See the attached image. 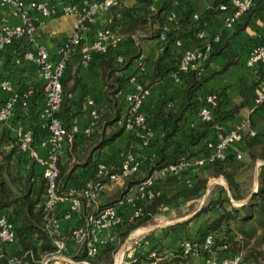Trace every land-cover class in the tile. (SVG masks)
I'll return each instance as SVG.
<instances>
[{
  "label": "trees",
  "instance_id": "1",
  "mask_svg": "<svg viewBox=\"0 0 264 264\" xmlns=\"http://www.w3.org/2000/svg\"><path fill=\"white\" fill-rule=\"evenodd\" d=\"M48 1L54 3L58 0ZM61 1L74 5L79 4L81 8L87 2L100 0ZM172 2L173 0H164L159 9L154 7L155 0H135L131 6L122 5V2H120L110 8L112 18L105 29L108 30L111 36H121L126 43L133 44V48L127 55L128 58H136L140 52L139 45L135 44L136 40L144 36L150 38L160 37L167 22V15L172 9ZM219 4L218 1H214L209 9L192 21L189 19L190 12L188 11L181 14L177 20L169 23L168 29L165 31V39L161 41V53L155 60L151 83L161 81L168 73L175 72L179 80L184 81L182 99L174 109L166 106V103L164 105L160 103L154 113H143V133L149 136L146 145L151 149V153L140 158L143 162H141L138 172L125 180L123 189L114 201L99 204L102 207L116 205L122 196L141 180L151 176L155 171L162 170L166 165L176 163L182 159L189 161L188 168L181 172L179 176L171 175L162 179L169 182L177 181L183 183V186L173 194L159 190V194L155 198L142 204V214L140 216L132 221L123 222L114 229V239L105 244L97 254L92 257L79 254L75 257L77 260H87L89 264H113V256L118 250L119 243L132 230L148 222L162 207L176 206L180 200L198 199L204 194L208 180L196 176L192 163L197 158H207L213 152L217 142H207L197 150H195V147L211 131L222 130L225 134L228 133L230 130L227 129L224 122L234 117L244 104L241 103L228 110H222V90H207L201 95H198V92L216 74H224L231 65L237 63L240 59V53H237V50L231 47V37L226 38L219 35L217 40H214L216 36L213 37L208 42L211 51L206 62L210 58L218 56L223 59L224 65L221 69L213 70L208 75H200L201 68L190 70L187 73H180L178 70L179 56L172 59L170 57L174 51L171 48L173 43L181 38L191 37L198 42L201 40L199 33L204 29L206 22L213 15L223 11L218 8ZM224 4L230 9V0H225ZM263 9L264 0H253L250 8L243 13V16L245 15L244 23L239 25L235 32L242 29L255 13ZM92 20L93 17L84 20V25L88 29L92 26ZM181 28L182 30H180ZM140 34L143 35L140 36ZM260 45H264V38L253 39L243 50H249L251 47ZM81 46L80 44L76 51L80 50ZM112 47V45H109L105 52L92 51L85 66L87 68H97L106 86V112H97V125L90 134H81L77 137V134L75 136L73 133L65 136L66 139L69 138L71 141H68L66 146L67 161L64 164L58 161L57 164L58 182L62 178L64 183L77 181L80 176L76 173L77 168H82L84 172L93 170L95 173L98 162L93 161V154L113 143L117 137L126 131L124 123L128 114V107L122 115L121 104L116 99V94L123 89L126 79L118 74L120 69L117 67L118 63ZM30 50H34L33 43L25 36L12 37L11 41L0 49V82L7 79L12 83H16L15 74L24 70L19 65L22 63L34 65V63L24 58V54ZM123 55L126 59V53H123ZM80 66L81 62L77 66H73L68 61L64 75L60 80L62 105L55 115L66 129L70 126L74 115L80 112V110H77L75 113L70 114L68 105V100L80 80ZM255 67L258 68V79L251 83L247 91H243L247 92L244 96L248 95L249 90L257 87L261 79L264 78V62H259ZM144 88H148V86L146 85ZM13 92H16L18 96L15 111L19 112L24 118L27 117L25 121L28 122L27 127L32 133V145H37L49 134L48 128L43 126V119L40 118L42 109L36 110L33 102L35 96L40 94L42 96V85L31 88L20 85L17 89H13ZM11 94L12 92L7 93L0 88V106ZM209 94L216 95L217 103L211 107V118L203 120L199 112L201 108L208 105L206 96ZM25 99L28 103L26 107H23L22 102ZM188 123H191L193 127L185 130ZM155 127H158L156 131L150 133L149 129H155ZM251 130L255 132L254 135H250ZM137 131L135 130V133L130 137V141L136 139L137 142L142 143L143 139L136 134ZM257 135L258 132L254 124L249 120L248 129L244 135L249 161L244 171H252L256 160L264 161V144H260L256 140ZM178 136L187 138V142L181 148L174 146L175 139ZM228 150L224 160L207 162L202 166H210L213 177L223 176L229 186L230 194L223 186H217V191L212 192V194H216V197L207 199L205 204L192 217L194 219L206 216L204 225L199 231L198 240H203L207 234L211 233L214 236L213 247L221 256L229 257L238 254L244 261L264 264V165L260 166L256 190L244 191L237 179L239 165L235 163ZM25 156L19 152L18 136L8 134L3 129L0 132V215L5 214L8 220L13 223L15 241L12 244H6L0 240V264H37L45 256L54 252V245L46 228L48 215L44 210V195L48 182L42 172H35L34 158L30 156L29 160H32L29 168L21 170L20 164L23 160H26ZM105 158L102 162L108 165L110 171L119 169L120 162L118 163L115 158ZM109 158L115 161L114 166L116 168L107 162ZM118 159L120 161V158ZM94 173L92 175L90 173L86 179L94 178ZM186 180H189L190 184H187ZM78 183V185H83L82 182L78 181ZM230 199L247 200L236 207L231 205ZM66 209L58 211L56 217H59ZM182 224H186V222ZM186 239L192 240V238ZM10 247H15L13 253H10ZM190 254L192 253L175 252L171 258L175 262L185 261ZM157 255L161 257L159 252H157ZM147 260L150 259L147 258Z\"/></svg>",
  "mask_w": 264,
  "mask_h": 264
},
{
  "label": "crops",
  "instance_id": "2",
  "mask_svg": "<svg viewBox=\"0 0 264 264\" xmlns=\"http://www.w3.org/2000/svg\"><path fill=\"white\" fill-rule=\"evenodd\" d=\"M214 1H218L220 4L225 0H180L178 6L174 8L177 20L181 14L190 12L189 19L192 21L198 15L202 14L205 10L209 9ZM135 0H123L122 5L131 6ZM164 3V0H155V8L159 9ZM232 17V11H220L213 15L207 22L204 29L201 31V40L198 42L191 37H183L179 40V44L173 43V54L170 57L178 58L184 49H195L203 47L209 40L215 36L222 35L226 38L231 37V47L240 53V59L234 65H231L224 74H216L212 77L205 86L198 92V95L203 94L207 90L221 91V108L222 110H228L235 105L243 103V107L239 112L224 123L227 129L241 128L243 131L242 138L230 142L228 145V152L234 158V161L239 165L238 175L243 171L249 161V155L246 147L245 133L248 129L249 120L254 124L256 131L258 132L256 140L260 144H264V103L262 105H255L254 96L256 94L257 87L249 90L248 95L244 96L243 91H247L251 83L258 79V68L249 67L246 64V60L249 56V50H243L246 45H249L253 39L264 38V9L255 13L244 25L242 29L235 32L236 28L244 23L245 15L236 19L230 20ZM111 12L98 10L93 17L92 26L86 32L83 33L82 45L88 46L97 31L104 29L111 20ZM19 21L18 13L12 8L0 7V25L13 24ZM75 17L69 14H62L55 18H41L38 16L36 37L40 46L44 47L50 58L54 60L57 57V50L59 45L67 38L73 31V24ZM182 30V28L180 29ZM143 34H140L142 36ZM135 44L139 45L140 52L138 57L128 58L127 53L133 48V44L126 43L125 39L121 36L115 37L112 47L114 56L123 55L126 53V59L123 63H118L117 67L120 69L118 74L126 79L124 87L116 94V99L121 104V114L123 115L127 109L126 96L133 92L135 89V81L142 84L143 87L148 86V92L144 98L142 111L145 114H152L156 110L160 103L171 109L176 108L182 99V90L184 88V81L177 80L175 72L168 73L161 81L151 83L153 77V70L155 60L161 53L162 42L159 38H150L144 36L141 39H137ZM124 56V55H123ZM169 59V60H170ZM80 51H76L70 56L69 64L77 66L80 62ZM168 60V61H169ZM120 64V65H119ZM224 61L218 56L210 58L205 61L201 68L200 75H208L213 70H219L223 67ZM21 68H24L20 73L15 74L16 83H12V90L17 89L20 85L27 87L39 86L44 83L39 68L35 65H29L22 63ZM80 80L76 86L75 91L71 94L68 100L70 114L75 113L77 110L80 112L74 115L68 130H71L73 126L78 128V133H74L79 137L84 129H86L91 121V111L97 110L99 113L106 112V86L97 70V68H87L80 66L79 68ZM134 78V81L129 79ZM8 93V92H7ZM35 109H45L46 104L43 97L37 95L33 99ZM27 118V117H25ZM20 115L19 112L14 111L13 115L3 124H0V132L4 129L8 134H15L17 127L27 126V121ZM193 127L191 123L186 124L185 130H189ZM155 129H149L150 132H155ZM73 134V133H72ZM132 132L124 131L119 137H117L113 143L103 147L93 154V161H102L105 157H112L121 163L123 155L129 150L143 162L140 158L145 157L151 153V149L142 143L133 139L130 141ZM225 133L222 130L211 131L204 137L200 143L195 147V150L199 149L207 142H219ZM71 139H64L57 149L58 161L64 164L67 161V142ZM175 145L183 147L187 142V138L184 136H178L175 139ZM128 148V149H127ZM51 146L46 143L44 145H38L36 147L37 157L34 158V170L36 173L42 172L43 165L41 161L47 156L51 150ZM107 159L110 165L114 166L115 161L113 159ZM120 158V161L119 159ZM25 161L20 164L21 170L29 168L31 160L28 156H25ZM194 160V159H193ZM264 165V161L256 160L252 169V187L251 191L257 188V176L260 171V166ZM196 176L204 177L208 181V185L204 194L198 198H192L188 200H180L176 206H166L157 212L161 216L162 225L159 229L155 230L148 238H146L145 246L140 250L129 264H148L147 255L151 250H156L161 255V260L157 264H205L204 256L200 253H192L185 261L175 262L171 256L175 252H180V244L183 240L192 238V240L199 239V231L203 227L206 220V216H200L192 219L198 210L205 204L206 200L210 196L212 187L209 185V181L212 180L211 167H201L194 170ZM245 172V171H244ZM76 173L80 176L77 181H69L64 183L63 178L59 179V186L62 192L66 193L68 189L73 190L76 193L80 192L81 185H78V181L83 184L86 177L94 173L93 170L83 171L82 168H77ZM203 174V175H202ZM237 175V176H238ZM221 182L215 181L214 183L220 184L225 188L228 194H230L227 181L223 176ZM211 182V181H210ZM65 186H64V184ZM124 182H106L105 189L99 197V203L105 204L114 201L119 192L123 189ZM157 188L161 191L173 194L176 190L183 186V183L169 182L162 178L156 180ZM232 206H240L241 201L231 199ZM196 203L193 208H190V204ZM69 207V202L63 200L58 204V211L64 210ZM122 213H129L130 207H121ZM178 212V213H177ZM156 213V214H157ZM154 216V215H153ZM192 219V220H191ZM191 220V221H189ZM80 220H64L58 219L59 226L62 230H66L73 225H77ZM186 222V224H182ZM71 244V242H70ZM71 248L73 245H70ZM10 253L15 251V247L9 248Z\"/></svg>",
  "mask_w": 264,
  "mask_h": 264
},
{
  "label": "built area",
  "instance_id": "3",
  "mask_svg": "<svg viewBox=\"0 0 264 264\" xmlns=\"http://www.w3.org/2000/svg\"><path fill=\"white\" fill-rule=\"evenodd\" d=\"M122 1H91L80 8L79 4L74 5L61 0L54 3H50L48 0H0L1 8L16 10L19 18L17 23L0 25V49L8 44L14 36L29 38L33 43L34 50L27 51L24 54V58L39 68L40 75L44 81L42 84V96L46 108L41 110L40 118L44 121L43 126H46L49 130L48 136L37 145H32V133L27 126L17 127L15 133L18 136L19 152L22 155L36 158V147L46 143L52 148L41 163L43 165L42 174L48 182L44 195V210L48 215L46 228L54 245V252L45 256L37 264H48L50 262L51 264H89L87 260H77L75 258L76 255L85 254L88 257H92L97 254L105 244L114 239L113 231L116 227L123 222L132 221L140 216L142 214V204L151 201L159 194L156 184L157 178H165L171 175L179 176L190 165L189 161L183 159L166 165L162 170L155 171L151 176L131 187L116 205L102 207L98 200L105 189L106 182H124L138 172L141 162L130 150L123 155L120 167L116 171H110L106 163L98 161L94 173L95 177L86 179L79 193L71 189L64 193L60 189L57 149L65 136L79 132L76 126H73L71 130L66 129L55 115L59 112L62 105L60 80L64 75L70 56L76 52V48L80 44L82 45L83 33L88 30L84 25V20L94 17L98 10L108 11ZM179 2L180 0H173V7L178 6ZM230 3V9L224 3L219 4L218 8L223 11H232L230 20L235 21L250 8L253 0H230ZM174 8L167 15L164 31L160 35L161 41L165 39V31L168 29L169 23L176 18ZM62 14L74 16L75 22L72 33L59 45L57 57L52 60L47 50L40 46L37 41L38 16L51 19ZM201 33H199L200 37ZM217 39L218 36L214 38V40ZM114 40L115 37L111 36L105 28L97 31L92 42L88 46L82 45L79 50L81 65L84 67L87 65L92 51L105 52L109 45L113 46ZM176 44H179V41H176ZM210 51L211 48L208 43L203 47L184 49L179 56V72L187 73L190 70L202 68V65L208 59ZM248 54L246 64L249 67H254L261 61L264 62V45L252 47ZM124 61L123 55L116 56V62L123 63ZM176 79L179 80L177 75ZM129 81H134V78L129 79ZM134 84V91L126 96L128 114L124 124L129 132L135 133V130H138L136 134L143 139L142 144L146 145L149 136L143 133L144 114L141 108L148 89L144 88L139 82L135 81ZM0 88L6 92H12L11 96L0 106V124H3L13 115L18 96L16 92H13L10 80H1ZM206 102L208 105L201 108L199 112L203 120L211 118L210 110L217 103L216 95H207ZM27 103L28 101L25 99L22 102V106L26 107ZM254 103L257 106L264 103V78L261 79L257 86ZM97 117V110H92V121L82 131L83 134H90L95 129ZM254 134L255 132L251 130L250 135ZM242 135L243 131L241 128L231 129L216 143L213 152L207 158H197L193 161V169L197 170L207 162L224 160L229 143L242 138ZM103 177L105 179L102 180ZM185 182L190 184L189 180ZM63 200L69 202V207L59 217H56L58 204ZM125 205L130 207L129 213H122L121 207ZM59 218L64 220L77 219L80 222L66 230H62L58 223ZM213 238V234L209 233L201 241L185 239L181 242L179 250L183 253L202 254L205 264H255L251 261H244L238 254L229 257L221 256L213 247ZM0 240L6 244H12L15 241L14 225L5 214L0 215ZM70 242L73 245L72 250L70 249ZM69 251H73V255H68ZM147 258L150 259L148 264H157L161 260L156 250L149 251Z\"/></svg>",
  "mask_w": 264,
  "mask_h": 264
},
{
  "label": "rangeland",
  "instance_id": "4",
  "mask_svg": "<svg viewBox=\"0 0 264 264\" xmlns=\"http://www.w3.org/2000/svg\"><path fill=\"white\" fill-rule=\"evenodd\" d=\"M245 168H243V171L237 176L238 181L242 185L244 191L251 190L252 187V171L247 170L245 171ZM23 171V170H22ZM203 175V174H202ZM222 177H215L212 180L209 181V185L212 187L211 194L208 197L214 198L216 197V194L212 192L215 190L217 191V186H221L220 184L214 183L215 181L221 182ZM208 185V183H207ZM229 187V186H228ZM231 200V199H230ZM236 201V200H234ZM240 201V200H239ZM242 202V201H241ZM196 203L190 204V208H193ZM161 212V211H159ZM178 213V212H177ZM162 220L159 213L155 214L148 222L145 224L137 227L136 229L132 230L127 237L119 243V247L117 252L113 256V264H129L131 260L134 259L136 255H138L140 250L145 246V242L147 241L146 238H148L155 230L159 229V226H161ZM137 230H140L139 233H135ZM115 236V235H114ZM188 238V237H186ZM119 239L117 240V242ZM71 245V244H70ZM70 249L72 250L71 246ZM68 252V251H67ZM66 252V254H67ZM70 253L68 255H73V251H69ZM78 255V254H77ZM48 264H51L48 263Z\"/></svg>",
  "mask_w": 264,
  "mask_h": 264
},
{
  "label": "bare ground",
  "instance_id": "5",
  "mask_svg": "<svg viewBox=\"0 0 264 264\" xmlns=\"http://www.w3.org/2000/svg\"><path fill=\"white\" fill-rule=\"evenodd\" d=\"M140 232V230H137L135 233L137 234V233H139Z\"/></svg>",
  "mask_w": 264,
  "mask_h": 264
},
{
  "label": "water",
  "instance_id": "6",
  "mask_svg": "<svg viewBox=\"0 0 264 264\" xmlns=\"http://www.w3.org/2000/svg\"><path fill=\"white\" fill-rule=\"evenodd\" d=\"M247 199L243 200L242 202H245Z\"/></svg>",
  "mask_w": 264,
  "mask_h": 264
}]
</instances>
